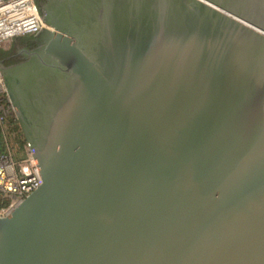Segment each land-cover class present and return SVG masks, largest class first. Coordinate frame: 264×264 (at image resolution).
Segmentation results:
<instances>
[{
	"label": "water",
	"instance_id": "95a60500",
	"mask_svg": "<svg viewBox=\"0 0 264 264\" xmlns=\"http://www.w3.org/2000/svg\"><path fill=\"white\" fill-rule=\"evenodd\" d=\"M42 12L0 63L42 178L0 264H264V0Z\"/></svg>",
	"mask_w": 264,
	"mask_h": 264
},
{
	"label": "built area",
	"instance_id": "2783aa9c",
	"mask_svg": "<svg viewBox=\"0 0 264 264\" xmlns=\"http://www.w3.org/2000/svg\"><path fill=\"white\" fill-rule=\"evenodd\" d=\"M44 26L46 24L42 22L35 0H0V47L14 37L35 34ZM3 93L7 107L14 110L0 71V102L4 101L1 98ZM7 112L9 110L2 106L0 122ZM41 184V175L31 155L23 161L14 162L11 154L0 152V215L10 214Z\"/></svg>",
	"mask_w": 264,
	"mask_h": 264
},
{
	"label": "rangeland",
	"instance_id": "374dc122",
	"mask_svg": "<svg viewBox=\"0 0 264 264\" xmlns=\"http://www.w3.org/2000/svg\"><path fill=\"white\" fill-rule=\"evenodd\" d=\"M12 43V40L6 42L0 47V49L3 51H8L11 49ZM1 98H3L4 101L0 102V105L3 104V108L5 110H9V112L6 113L5 118L0 122V152H7L11 154L14 162H20L28 158L31 153L19 121L16 117L15 110L7 107L8 104L5 98V93L1 95ZM2 106L0 107V109L2 108ZM1 205L2 204L0 202V206Z\"/></svg>",
	"mask_w": 264,
	"mask_h": 264
},
{
	"label": "flooded vegetation",
	"instance_id": "af4514ba",
	"mask_svg": "<svg viewBox=\"0 0 264 264\" xmlns=\"http://www.w3.org/2000/svg\"><path fill=\"white\" fill-rule=\"evenodd\" d=\"M44 0H38L39 10L42 14ZM41 32V31H40ZM38 33L35 34H28L23 36H18L14 38L12 43L11 52L4 56L0 57L1 65L6 68L11 65L17 64L22 62L26 58V50L33 49L38 44Z\"/></svg>",
	"mask_w": 264,
	"mask_h": 264
},
{
	"label": "trees",
	"instance_id": "16d2710c",
	"mask_svg": "<svg viewBox=\"0 0 264 264\" xmlns=\"http://www.w3.org/2000/svg\"><path fill=\"white\" fill-rule=\"evenodd\" d=\"M37 5H38V2H37ZM38 7H39V5H38ZM10 52H11V49L8 51H3L0 49V57L2 58L4 56L8 55Z\"/></svg>",
	"mask_w": 264,
	"mask_h": 264
},
{
	"label": "bare ground",
	"instance_id": "6f19581e",
	"mask_svg": "<svg viewBox=\"0 0 264 264\" xmlns=\"http://www.w3.org/2000/svg\"><path fill=\"white\" fill-rule=\"evenodd\" d=\"M32 156V155H31Z\"/></svg>",
	"mask_w": 264,
	"mask_h": 264
}]
</instances>
